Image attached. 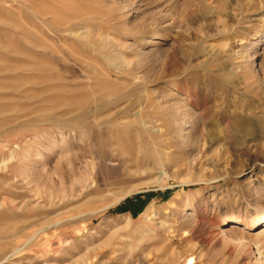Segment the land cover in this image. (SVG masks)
Returning a JSON list of instances; mask_svg holds the SVG:
<instances>
[{"label": "rangeland", "instance_id": "374dc122", "mask_svg": "<svg viewBox=\"0 0 264 264\" xmlns=\"http://www.w3.org/2000/svg\"><path fill=\"white\" fill-rule=\"evenodd\" d=\"M263 219L264 0H0V264H264Z\"/></svg>", "mask_w": 264, "mask_h": 264}, {"label": "trees", "instance_id": "16d2710c", "mask_svg": "<svg viewBox=\"0 0 264 264\" xmlns=\"http://www.w3.org/2000/svg\"><path fill=\"white\" fill-rule=\"evenodd\" d=\"M151 195H147V200L149 199ZM147 200H143L141 198V195H137L134 198L127 199L124 204H122L118 210L121 212L129 211L131 210L134 215H137V213H140Z\"/></svg>", "mask_w": 264, "mask_h": 264}, {"label": "bare ground", "instance_id": "6f19581e", "mask_svg": "<svg viewBox=\"0 0 264 264\" xmlns=\"http://www.w3.org/2000/svg\"><path fill=\"white\" fill-rule=\"evenodd\" d=\"M105 158V157H104ZM106 161H108V160H106ZM229 220H226V222L225 223H227ZM239 223V222H238ZM261 223H264V219L263 220H261V221H259V222H257L256 224H254V226L256 225V227H259L260 225L262 226L263 224H261ZM189 257V256H188ZM196 260H197V257H195V256H193V255H191V257H189L188 259H187V264H196Z\"/></svg>", "mask_w": 264, "mask_h": 264}]
</instances>
